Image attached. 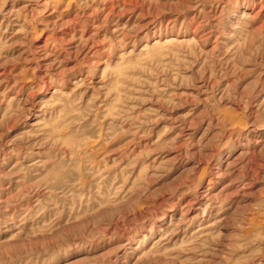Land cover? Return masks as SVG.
<instances>
[{
    "label": "rangeland",
    "instance_id": "rangeland-1",
    "mask_svg": "<svg viewBox=\"0 0 264 264\" xmlns=\"http://www.w3.org/2000/svg\"><path fill=\"white\" fill-rule=\"evenodd\" d=\"M0 264H264V0H0Z\"/></svg>",
    "mask_w": 264,
    "mask_h": 264
},
{
    "label": "bare ground",
    "instance_id": "bare-ground-1",
    "mask_svg": "<svg viewBox=\"0 0 264 264\" xmlns=\"http://www.w3.org/2000/svg\"><path fill=\"white\" fill-rule=\"evenodd\" d=\"M167 42H168V40H167Z\"/></svg>",
    "mask_w": 264,
    "mask_h": 264
}]
</instances>
